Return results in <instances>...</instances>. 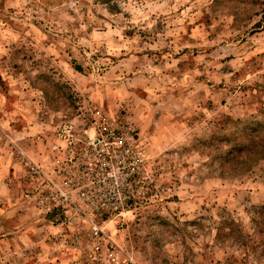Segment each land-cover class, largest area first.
Listing matches in <instances>:
<instances>
[{
    "label": "rangeland",
    "instance_id": "rangeland-1",
    "mask_svg": "<svg viewBox=\"0 0 264 264\" xmlns=\"http://www.w3.org/2000/svg\"><path fill=\"white\" fill-rule=\"evenodd\" d=\"M65 125L112 131L109 176ZM0 239V264H264V0H0Z\"/></svg>",
    "mask_w": 264,
    "mask_h": 264
},
{
    "label": "built area",
    "instance_id": "built-area-1",
    "mask_svg": "<svg viewBox=\"0 0 264 264\" xmlns=\"http://www.w3.org/2000/svg\"><path fill=\"white\" fill-rule=\"evenodd\" d=\"M104 130H108L104 127ZM61 136L64 139V141L67 143L68 151H69V159L68 161H76L79 165L78 172L79 179L82 177H91L92 179L94 177H98L101 175L109 176L110 174L107 172V169H113L112 166V159L116 156V150H119L121 147V143L116 144L112 143L109 144L106 142L107 137L112 135V131H107L105 135H102L101 137H87V138H81L79 137L75 130L69 126L65 125V127L62 128ZM83 141L84 145L80 148V150L76 147V144ZM129 148L124 147L122 149L123 153L129 152ZM113 152V154H111ZM82 169V170H81ZM84 171H86L84 173ZM116 175L121 176L120 173H116ZM74 181L73 178H71V184ZM93 182V181H92ZM93 184V183H92ZM89 184V185H92ZM93 187V185H92ZM86 192V197L88 196V190L84 189ZM108 192H114L115 190L110 188L107 190ZM76 192L78 193L77 196L80 198H83V189H77ZM80 194V195H79ZM119 192L115 193V199H108L106 197H100L99 198V205L97 206V209L99 208H109L114 207L113 204L115 201L121 202L122 199H119L120 197L117 196ZM95 233H98V229L95 228Z\"/></svg>",
    "mask_w": 264,
    "mask_h": 264
},
{
    "label": "crops",
    "instance_id": "crops-1",
    "mask_svg": "<svg viewBox=\"0 0 264 264\" xmlns=\"http://www.w3.org/2000/svg\"><path fill=\"white\" fill-rule=\"evenodd\" d=\"M3 239H7L6 237H4ZM2 239H0V241H1Z\"/></svg>",
    "mask_w": 264,
    "mask_h": 264
}]
</instances>
